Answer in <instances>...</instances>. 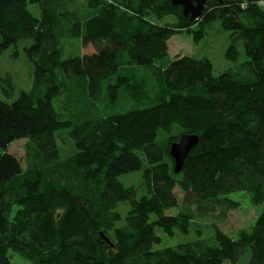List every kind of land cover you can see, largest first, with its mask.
I'll return each instance as SVG.
<instances>
[{
	"label": "trees",
	"instance_id": "16d2710c",
	"mask_svg": "<svg viewBox=\"0 0 264 264\" xmlns=\"http://www.w3.org/2000/svg\"><path fill=\"white\" fill-rule=\"evenodd\" d=\"M217 21L230 32L226 58L244 47L245 62L215 75L208 59L171 57L174 35L198 43ZM74 38L95 52L65 59ZM26 39L32 89L0 100V264H14L10 250L32 264H264L260 0H209L195 21L171 0H0V57ZM62 129L76 150L65 159ZM183 134L200 140L177 174L170 147ZM19 139L25 167L8 153ZM238 192L261 212L236 240L216 226L214 238L154 248L157 228L225 221Z\"/></svg>",
	"mask_w": 264,
	"mask_h": 264
},
{
	"label": "rangeland",
	"instance_id": "374dc122",
	"mask_svg": "<svg viewBox=\"0 0 264 264\" xmlns=\"http://www.w3.org/2000/svg\"><path fill=\"white\" fill-rule=\"evenodd\" d=\"M29 8L36 17H40V9L37 5H30ZM173 20L174 17L171 16L164 19L162 23L172 22ZM207 32L204 39L198 43L195 42L194 34L192 33L183 32L174 35L168 41L171 57L182 56L197 60L208 59L214 66L215 75H219L247 60L244 47L241 48V57L238 62H231L226 58V51L230 44V32L222 28L220 21L211 24ZM32 43L33 41L30 39L22 40L17 45H13L6 50L0 57V100L12 103L19 97L21 92L32 89L34 66L26 53V48L30 47ZM94 52L93 46L84 47L82 38H74L64 42L65 59L90 55ZM8 82L13 85V89H11ZM5 91L10 95H7ZM69 133L70 129H62L56 133L62 159L72 156L76 152ZM26 142L27 139L15 140L8 147V153L20 159L24 167L26 166ZM132 178L137 182L139 175H136V177L134 175ZM177 194L181 197L179 190H177ZM231 198L239 202L241 206L239 209L231 211L225 221L209 216L195 219L190 226L189 233L186 235L176 231L174 236H169L157 228L155 231L162 238V243L156 245L154 248L175 247L198 243L203 239L214 238L216 226L229 237L236 240L241 230L248 229L256 223L261 212V207L253 205L247 193H234L231 195ZM169 212L170 214H176L177 210H170ZM9 256L14 264H32L15 251L10 250ZM242 264H247V261H244Z\"/></svg>",
	"mask_w": 264,
	"mask_h": 264
},
{
	"label": "water",
	"instance_id": "95a60500",
	"mask_svg": "<svg viewBox=\"0 0 264 264\" xmlns=\"http://www.w3.org/2000/svg\"><path fill=\"white\" fill-rule=\"evenodd\" d=\"M209 0H171L173 6H181L185 17L195 21L202 16L203 10ZM223 2V0H218ZM199 136L183 134L178 142L170 147V156L175 161V173L179 174L184 166L186 157L199 143ZM110 243L109 239H106Z\"/></svg>",
	"mask_w": 264,
	"mask_h": 264
},
{
	"label": "crops",
	"instance_id": "0c3cea01",
	"mask_svg": "<svg viewBox=\"0 0 264 264\" xmlns=\"http://www.w3.org/2000/svg\"><path fill=\"white\" fill-rule=\"evenodd\" d=\"M260 6L264 10V0H260Z\"/></svg>",
	"mask_w": 264,
	"mask_h": 264
}]
</instances>
